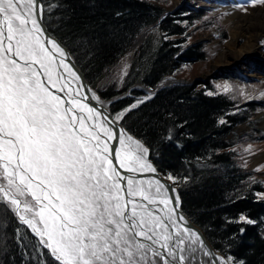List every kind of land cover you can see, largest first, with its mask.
Segmentation results:
<instances>
[{"label":"snow or ice","instance_id":"snow-or-ice-1","mask_svg":"<svg viewBox=\"0 0 264 264\" xmlns=\"http://www.w3.org/2000/svg\"><path fill=\"white\" fill-rule=\"evenodd\" d=\"M43 12L38 0H0V205L58 264H194L198 253L210 256L178 215V195L168 197L159 180L143 188L118 171L116 164L127 172L156 169L145 159L148 149L131 136L135 150L129 146L123 155L108 144L126 140L100 122L108 117L83 103V86L73 88L80 78L63 48L41 39ZM238 222L255 223L244 215Z\"/></svg>","mask_w":264,"mask_h":264},{"label":"trees","instance_id":"trees-1","mask_svg":"<svg viewBox=\"0 0 264 264\" xmlns=\"http://www.w3.org/2000/svg\"><path fill=\"white\" fill-rule=\"evenodd\" d=\"M40 1L44 23L66 45L90 84L105 80L146 27L156 28L146 34L129 63L125 86L116 93L134 84L154 88L186 64L206 60V51L188 45V29L195 20L212 22L213 15L203 8L186 6L163 14L164 9L151 0ZM116 93L108 90L100 95L109 98ZM136 99L141 100L133 108ZM258 105L237 104L227 93L195 79L151 95L132 89L110 106L113 115L122 108V125L147 145L158 170L175 178L171 181L182 210L217 251L226 259L233 257L231 264H264V198L260 195L264 180L244 170L237 141L229 136ZM241 215L255 223L238 222ZM42 261L58 264L29 229L0 205V264Z\"/></svg>","mask_w":264,"mask_h":264},{"label":"rangeland","instance_id":"rangeland-1","mask_svg":"<svg viewBox=\"0 0 264 264\" xmlns=\"http://www.w3.org/2000/svg\"><path fill=\"white\" fill-rule=\"evenodd\" d=\"M151 1L164 9L163 14L175 13L183 10L186 6H193L194 8H203L208 15H213L212 22L207 18L204 21L197 19L188 29V45H196L202 51H206V60L186 64L175 76L168 79L183 82L199 79L214 86L218 91L227 93L237 104H243L245 101L259 103L256 110L250 112L249 118L236 126L229 136L237 141L235 148L238 150L239 162L243 165L244 170L251 173L255 179L264 180V158L258 160L255 157L257 154L264 152V130L256 120L258 117L264 118V51L252 57L253 63H247V61H238L234 65H219L217 63L219 54L225 50L229 43L235 41L231 38L233 27L231 20L227 18L228 13H220L222 10L220 7L231 4L239 11L250 12L255 8L264 6V2H261V0H255L254 3L253 0H229L228 3L222 1L215 5L216 1L212 2V0H180L177 4L176 1L178 0ZM155 28L151 27L148 32L155 30ZM138 34L132 40L126 54L117 66L110 70L104 81L93 84L88 83L97 94L100 95L108 90L116 93L125 86L129 63L144 41L143 37L136 47L133 46ZM244 41L245 39H241L238 46H242ZM214 65L215 67H213ZM251 73L254 75H249ZM226 87L228 88L227 92L225 91ZM127 94L126 90L125 93H116L109 98H112V101L115 102ZM147 95H151V93ZM100 96L102 99H106L102 95ZM140 100H134L133 105L138 104ZM121 110L122 108H119L114 115L112 114L115 119L120 116ZM121 120L122 118L118 121Z\"/></svg>","mask_w":264,"mask_h":264},{"label":"bare ground","instance_id":"bare-ground-1","mask_svg":"<svg viewBox=\"0 0 264 264\" xmlns=\"http://www.w3.org/2000/svg\"><path fill=\"white\" fill-rule=\"evenodd\" d=\"M179 1L180 0L176 1V4ZM222 1L228 3L229 0H212V2H215V5H217L216 3H220ZM219 5H221V4H219ZM220 8L222 9L220 11V13L221 12H227L228 13L227 18H229L231 20L232 27H233L232 33H231V38L234 39L235 41L232 43H229L225 47V50H223L219 54L217 63L219 65H234L238 61H247V63H253L252 57H254L255 55H259L264 51V6H260L258 8H255V9L251 10L250 12L239 11L231 4H229L228 6L222 5ZM144 35H145V31H142L141 33L138 34V36L134 40V44H133L134 47H136L141 42ZM41 39L43 40L42 37H41ZM241 39H245L244 44L242 46H238V42ZM57 60H59V57L57 58ZM213 67H215V65ZM63 70L64 69H60V71H62V72H63ZM77 70L81 74V72L78 68H77ZM249 75H254V74L251 73ZM78 76H79L80 80L73 83V88L75 89L76 83H79L83 86L80 89V95L82 97H85L83 100V103H86L90 107L99 111L102 114V117L106 116V114L108 112L109 104L107 102L103 101L100 98V96L96 93V91L94 89H92L91 87H89L87 82H86L87 88L84 87V85L82 83V78L84 79V77L82 74H81L82 77L79 74H78ZM93 94L95 95L96 99L91 98L93 96ZM58 95H62V94L58 93ZM256 120L260 123L259 124L260 127L264 130V118L258 117ZM100 122L106 123L105 121H102V120ZM121 135H123L125 140H126V144L121 145L122 152H123V150H125L129 146L133 150H135V147H136L135 144L130 142V141H127V139H126L127 136H129V135L128 134H121ZM130 136L132 137L133 141L139 142L141 145H143V147L148 149V147L139 138L132 136V135H130ZM147 155H148V153L146 154L145 159L148 163H150V160H149ZM255 157L258 160L263 159L264 158V152L257 154ZM154 173H156L157 176L153 175V178H151L150 180L141 181L142 182L141 187L147 188L148 187V184H147L148 181L159 180L169 190L166 193V195L168 197H175L178 195L177 194L178 191L176 190V188L171 185L169 180H167L164 177H161V175L158 174L157 169ZM172 189H175V192H172L171 191ZM152 191L155 192V186H153ZM160 207H163V206H160ZM157 214L159 215L161 213L157 212ZM178 215H182L183 217H185V221L187 223V226L190 227L191 229L195 230L197 233H199V235L201 236V238L203 240L204 246L206 247L208 252L211 254L210 256H204L202 252L198 253L196 258H195L194 264H220V262L218 260H216L215 258L217 256H219V257H222L225 259V257L221 253L219 254L217 251H214L213 249L210 250L208 248V246H211V245H210L209 241L207 240L206 236L204 235V232L198 226H197L198 228L194 226L195 224L188 218V216L181 209V205H180V208L178 210ZM188 222L191 224L193 223L194 225L192 224L193 225L192 226Z\"/></svg>","mask_w":264,"mask_h":264},{"label":"water","instance_id":"water-1","mask_svg":"<svg viewBox=\"0 0 264 264\" xmlns=\"http://www.w3.org/2000/svg\"><path fill=\"white\" fill-rule=\"evenodd\" d=\"M38 3L40 4V5H42L41 4V2H40V0H38ZM40 24H41V26H42V28L45 30V37H42L43 39H45L46 37L47 38H52V39H54L62 48H63V50L67 53V55H68V60L66 61L67 63H69L70 65H72V66H74V68H73V70L77 73V75L79 74L80 76H81V74H82V72H81V74L78 72V70H77V65H76V63H75V61H74V59H73V57L71 56V54H70V52H69V50L67 49V47L56 37V36H54V35H52L51 33H50V31L48 30V28H47V26L45 25V23H44V21H43V14H42V18L40 19ZM77 67V68H76ZM79 69V68H78ZM63 72H65V75H67V73H66V70H63ZM83 75V74H82ZM82 77V76H81ZM84 77V76H83ZM86 79L84 78H82V83H83V85H84V87H86L87 88V85H86ZM171 83H183V82H180L179 80H172L171 81ZM87 84H88V82H87ZM89 85V84H88ZM165 86H167V84L165 83V84H163V85H160L158 88H157V90H159V89H161V88H163V87H165ZM90 87V86H89ZM141 89H143L141 86H139ZM105 102H107L108 104L110 103V101H105ZM109 113V114H108ZM106 117H108V121H106V123L112 128V130H113V132L116 134V135H121V134H128L129 136L131 135L118 121H116L113 117H112V115H111V113H110V110H109V108H108V112H107V114H106ZM121 129H123L124 131H123V133H121ZM133 136V135H132ZM105 139H106V137H105ZM108 144L110 145V146H112L113 148H121V145H120V143H119V140L118 139H113V140H108ZM122 155H123V152L121 153ZM148 155H149V150H148ZM147 155V156H148ZM148 158H149V156H148ZM150 160V159H149ZM150 163L153 165V167H155V169H157V167L154 165V163L150 160ZM116 167H117V169H118V171L123 175V176H125V177H131L134 181H144V180H150L151 178H153V175H156L157 176V174L156 173H153V172H151V171H136V172H127L125 169H123V168H120V166H119V164H116ZM157 172H158V174H160L161 175V177H163L162 176V174L158 171V169H157ZM120 183L121 184H124V185H127V180H122V181H120ZM171 183V182H170ZM171 185L172 186H174L172 183H171ZM175 187V186H174ZM176 188V187H175ZM126 190V189H125ZM177 190V189H176ZM177 194H178V192H177ZM178 196H179V194H178ZM134 199L135 200H137V201H140V197L139 196H136V197H134ZM142 203H147L146 201H141ZM180 205H181V202H180ZM148 207H150V208H153V209H155L157 206L156 205H148ZM189 223V222H188ZM190 225H192L191 223H189ZM194 225V224H193ZM192 225V226H193ZM195 227H197V225H194ZM198 228V227H197ZM200 228V227H199ZM201 229V228H200ZM31 230V229H30ZM202 230V229H201ZM205 235V234H204ZM208 240V239H207ZM210 243V242H209ZM211 245V244H210ZM208 248L210 249V250H214V251H216L213 247H212V245L211 246H208ZM219 254H220V252H218Z\"/></svg>","mask_w":264,"mask_h":264}]
</instances>
